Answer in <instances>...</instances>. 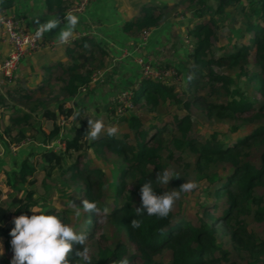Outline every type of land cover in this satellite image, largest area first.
I'll use <instances>...</instances> for the list:
<instances>
[{
	"label": "trees",
	"instance_id": "1",
	"mask_svg": "<svg viewBox=\"0 0 264 264\" xmlns=\"http://www.w3.org/2000/svg\"><path fill=\"white\" fill-rule=\"evenodd\" d=\"M12 1L0 0V10L7 11ZM79 1L45 0V5L48 12H64ZM142 1L137 13H129L121 23V31L135 39L142 31L152 30L175 17L181 4H196L197 16L204 11L214 13L186 30L191 45L187 47L188 65L179 92H175L174 84L141 77L136 64L139 77L129 89L130 102L136 110L153 113L155 117L174 106L178 112L172 115L170 128L168 123H149L131 114L121 118L127 130L111 137L102 130L97 139L88 140L85 122L75 125L70 134L60 135L63 119L60 116L74 115V106L80 104L72 100L73 106L66 107L65 103L81 93V86L91 89L92 72L105 68L109 55L103 45L82 36L65 48L68 61L58 62L45 79L36 83V90L52 94L55 82L53 94L63 98L56 111H42L43 117L53 121L49 132L32 122L31 113L37 107L32 101L34 90L21 85L12 87L13 83L2 85L16 90L18 101L26 109L23 113L8 114L9 123L0 126V142L21 146L26 128L42 135L43 145L62 139L61 151L43 149L41 157L43 162L55 161L57 166L68 162L62 168L63 178L79 205L82 199H88L95 201L101 210L82 214L77 223L65 212L59 214L65 223L86 234L85 246L93 264H115L125 256L129 264H264V0H217L212 11L206 0H178L170 5ZM226 6L238 7L244 19L241 35L247 36L246 43L219 42L220 26L214 16L222 15ZM240 78L247 81L249 90L235 84ZM215 122L226 124L227 132L240 131L239 135L218 136L219 130L208 136L197 133L199 125ZM13 124L22 127L14 131ZM13 131L15 134L11 135ZM167 131L170 137L164 139ZM88 151L109 168L108 174L101 166L92 165L94 158ZM4 164L2 160L0 173L5 176V186L12 191L14 213H26L29 207L39 204L32 190L35 167L28 155L11 169H5ZM167 167L179 176L170 178L167 185H160L154 179L157 172ZM147 180H152L157 195L166 190L180 192L184 180L195 182L192 192L202 196L196 201L194 217L181 212L180 197L187 192H180L166 217L148 216L143 208L137 214L139 189ZM23 184L28 189L24 198H20L16 193ZM104 209L108 212L104 213ZM45 210L56 213L52 208ZM133 218L140 220L139 228L131 227ZM12 226H0V237L4 239L0 264H9L11 260L7 252L12 251L9 235ZM100 229L102 232L96 235ZM80 247L73 245L66 256L69 264H77L75 253Z\"/></svg>",
	"mask_w": 264,
	"mask_h": 264
},
{
	"label": "rangeland",
	"instance_id": "2",
	"mask_svg": "<svg viewBox=\"0 0 264 264\" xmlns=\"http://www.w3.org/2000/svg\"><path fill=\"white\" fill-rule=\"evenodd\" d=\"M93 1V0H89ZM111 3L113 0H109ZM114 6L117 4L118 11L121 12V15L123 18H126V15L129 13L132 14V10L134 8H138L141 3H143L142 0H122L121 2L119 0H114ZM178 0H150V2H156L158 4H168L170 5L172 2H175ZM244 2V0H242ZM123 2V3H122ZM148 2V1H147ZM242 2V3H243ZM75 3V2H74ZM73 3V4H74ZM77 3H75L76 5ZM206 5H209L211 8V11L215 8L217 4V0H206ZM198 6L194 3L191 4H181L177 8V12L175 14V17H172L168 20V24L165 26L163 31H159L157 33L158 36V43L157 46H154L156 49L153 51L152 49L148 51V49L145 47L147 45V42H151L153 36L151 35V30H144L146 33H142L137 37V40L135 45L133 44L134 51H136L134 54L131 52V55H129L131 58L128 63L130 66H133L136 70L135 75H133L132 78L129 79L131 82L130 84L125 83L126 88L119 87L118 84H116V80L118 78V71L122 70V68L125 66V64H122L123 66L120 67L119 62L122 60L119 58L118 54H115L113 57L106 56V61L104 63L105 67H108V69L105 72V76L103 75V69H96L91 74V88H93V91L96 90V101L97 103H94L90 106H88V101L86 99L89 98L88 89H84L81 91V93L77 94L74 98H79L77 101L80 102L79 106L82 104L83 101H87L82 108L79 106H74V114L79 112L80 115H84L85 113H89L90 115L100 116L103 115V117L108 122H114L118 128V132H123L124 130H127V125L125 121H121L122 117L130 116L131 114H136L140 117H142L146 122L149 123H168V126L170 128V123L172 120V115L176 112H178L174 106L170 107L165 114H162L161 116H157L153 113H146L141 112L135 109V107L132 105L131 102L126 101L125 99L128 98L124 97L122 100V96L120 95V91H129L130 88L134 87L136 85L138 75V70L136 69L134 63L138 64L137 62H140L141 59L147 62H151L153 66H157L159 68H165L167 69V78L164 80L168 84H174L175 85V92H179L181 89L180 84L185 81L184 74L186 73L185 69L188 65L187 62V51L190 47V39L187 36L186 30L188 28H191L194 26V24L201 19L207 18L209 14L213 16L214 13L206 14V11L203 12L202 15L197 16ZM115 14V13H114ZM18 17V16H17ZM217 24L220 26L219 28V34H220V43H225L229 40L231 41H239L242 43L247 42V36H242L241 33L243 31L244 27V19L242 15L240 14V11L238 7L233 6H226L224 9V13L222 15H215ZM22 22V20H21ZM99 22V21H98ZM25 28V27H24ZM151 35V36H150ZM82 36H86L82 33H77V40L81 38ZM111 42H106V44H103L105 49H108V47L112 46L110 44ZM127 44V43H126ZM4 43L2 42V35L0 34V51L4 48ZM71 44L66 45L69 46ZM151 45V43L148 44V46ZM127 46V45H126ZM2 47V48H1ZM41 49V48H39ZM38 49V50H39ZM37 50V51H38ZM36 52V51H35ZM33 52V54L35 53ZM120 55H128V49L125 47L124 49L120 50ZM123 53V54H122ZM33 54L30 56H27V58L33 57ZM133 54V55H132ZM119 58V59H117ZM116 59V60H115ZM31 58L29 59L30 62ZM21 61H24L21 60ZM117 61V62H116ZM32 62V61H31ZM36 65L32 63L29 67L34 68V70H31V79L35 80L38 77H41L42 79H45L51 70H54L56 68V63L54 64H43L47 67ZM166 65H172V66H166ZM33 66V67H32ZM52 68V69H50ZM42 69L45 71V73L42 72ZM139 69H142L139 66ZM154 70V69H153ZM42 73V74H41ZM137 73V75H136ZM108 74V75H107ZM145 77L143 74H140V76ZM104 76V77H103ZM138 76V77H137ZM141 76V77H142ZM151 76V75H150ZM121 77V76H120ZM151 77H155L154 75ZM23 78V75L17 76L15 80L12 82L14 85H11L12 87H16L17 85H20V79ZM122 78V77H121ZM106 80V81H105ZM10 83V84H12ZM32 84L28 85V87L25 88H32L35 93V96L32 100L33 105L37 106L35 107L36 111H33L32 114V122L35 123L39 128L44 130V132H49L53 126V121L51 119L45 118L42 115V111L44 109L48 110H57L56 105L59 101H62L63 98L61 97H55L54 92L56 91L57 84L52 85L51 89L54 88V92L52 94L46 93V92H39L36 90L37 82L33 81ZM235 84L237 86H241L242 89H248L249 90V84L246 80L243 78H240L239 80H236ZM97 86L99 88H102L104 93L102 92V89H97ZM109 86V88H108ZM121 86V85H120ZM11 87V88H12ZM11 88L2 87L0 86V126L3 127V125L9 123L8 114L10 112H18L23 113L25 106L22 105L18 101V96L16 93V90H13ZM107 88L109 91H106ZM125 89V90H124ZM95 94V92H93ZM53 98H56L55 101H52ZM30 101H27L28 104ZM45 102H48L45 104ZM124 104L127 106V109H124ZM66 107H72L73 101H69L65 103ZM119 107V108H118ZM125 107V106H124ZM115 112H113V110ZM119 109V111H118ZM80 110V111H79ZM61 117V128L67 127L70 128V132L73 130L75 125H79L81 122H85L87 124V114L84 116H77L76 120H73L72 116L70 117ZM65 118V119H64ZM38 121H36V120ZM59 121V120H58ZM5 123V124H4ZM148 124V123H147ZM14 131L19 129L17 124H13ZM219 130L220 134L218 136H224L225 137H234L236 135H239L238 133H231L227 132V125L221 124L220 122H215L213 124H201L197 128V133L208 136L211 134V132ZM14 131L11 133V135H14ZM61 132V130H60ZM34 130H27L25 131L26 138L22 139L24 142L21 143L22 145L19 146L17 143H9L4 144L3 142H0V153L2 154L0 156V162L2 160H5L4 166H8L5 169H11L13 166H16L19 159L24 158L26 155H28V158L30 159V163L35 167V173L34 176L36 178V182L32 186V190L34 192L33 198L35 201H38L39 204L37 206H34L36 208H40L41 210H45L46 208H52L55 209L56 214H61L62 212L66 213V216L68 218L72 219V221H75L77 223V218L73 219L72 216V210L69 208H65L66 201L69 199L75 203L77 206L79 205L78 198L75 196L74 191L68 187L67 181L63 178L62 174V168L68 163V162H61V166L55 165V161H52V163H47L46 161L43 162V158L41 157L43 149L45 150H53L54 152L58 153L63 149V141L62 139H56L48 142V144L43 145V136L40 134L35 133V137H33L32 134H34ZM10 135V136H11ZM9 136V137H10ZM164 139H168L170 137L169 131L164 133ZM7 140V138H5ZM8 142V140H7ZM31 142V143H30ZM30 143L31 147H27V144ZM41 146V147H39ZM49 147V148H47ZM26 153V154H25ZM89 153V151H88ZM92 155L94 160L92 161V165H98L101 166L105 171L106 174L109 173V168H106L102 165L101 160H99L97 157H95L94 153L90 152L89 156ZM42 158V159H41ZM88 158V157H87ZM85 162V159H83ZM52 164V167L50 168V165ZM168 169V167H167ZM224 174V173H223ZM5 176L4 174L0 173V217H3L2 221H0L1 227H10L12 224V219L16 214L14 213V206H12L11 203V194L12 191H10L5 186ZM19 192L16 193L18 197L24 198V195L26 194V190L28 189V186L23 184L18 187ZM69 193H71L69 195ZM202 196L199 193H194L192 191L187 192L186 194H181V212L182 214H185V216H188L189 218L194 217V211L196 209V201ZM203 200V199H202ZM58 209H64V211L59 212ZM26 215H30V211L23 213ZM102 232V230H98L96 235H99ZM3 237H0V246L3 243ZM0 250L4 251L2 247H0ZM7 256L10 258L12 257V251L7 252ZM165 258H168L165 257Z\"/></svg>",
	"mask_w": 264,
	"mask_h": 264
},
{
	"label": "clouds",
	"instance_id": "3",
	"mask_svg": "<svg viewBox=\"0 0 264 264\" xmlns=\"http://www.w3.org/2000/svg\"><path fill=\"white\" fill-rule=\"evenodd\" d=\"M63 20L66 21V24L56 36L58 44L69 42L73 36V29L78 23V17L72 12L63 15ZM58 24H60V20L54 14L52 18L43 20V22L37 21L34 36L40 38L44 33L56 29ZM85 114H87L85 132L88 140L97 139L102 130L109 137L118 132L116 124L108 122L103 115ZM84 115L77 112L72 119L76 120L77 116ZM178 176L179 174L173 171L163 169L157 172L154 180H157L160 185H167L170 178ZM194 188H196V184L190 180H184L179 186L180 192H190ZM180 192L166 190L157 195L154 192L152 180H147L139 189L140 207L135 208V211L140 214L141 208H143V213L148 216L166 217ZM65 208L72 210L73 219L81 217L82 214L89 211L101 213L96 202L88 199H82L80 205L77 206L68 197ZM28 209L30 215L21 213L12 219L13 226L9 230L12 257L9 264H69L66 256L71 252L74 244L81 245L75 253L77 264H93L92 257L88 255V249L85 246L87 240L85 233L79 232L70 224L65 223L61 215L36 207ZM57 211L62 212L64 209ZM103 211L107 213L108 209ZM130 225L133 229L139 228L140 220L133 218ZM115 264H129V259L126 256L122 257Z\"/></svg>",
	"mask_w": 264,
	"mask_h": 264
},
{
	"label": "crops",
	"instance_id": "4",
	"mask_svg": "<svg viewBox=\"0 0 264 264\" xmlns=\"http://www.w3.org/2000/svg\"><path fill=\"white\" fill-rule=\"evenodd\" d=\"M119 1L121 2L122 0H119ZM114 2H115L114 0L112 3L109 0L90 1L88 4V7L84 10V12L80 15H76L78 17V23L73 29V36L71 38H73V42H75L77 40V37H74V36H77V33H82L90 37L95 43L99 45L106 44V42L108 43L111 42L110 44L112 46L108 47L109 58L113 57L115 54H118L119 58L122 61L119 62L120 60H118V62L117 61L116 62L120 64V67L123 66L122 64H125L122 70L118 71V78L116 80V84H118L119 87L123 89V88H126L125 83L127 84L131 83L129 79L132 78L136 72L135 68L133 66H130L128 63L131 62L129 61L130 58L132 57V56L131 57L129 56L131 55V52L133 54L136 52L134 51L133 44L135 45L134 42H136L137 39L129 37L121 31V23L124 18L122 17L121 12L118 11L117 4L116 6H114ZM71 7L72 6H69L64 12L62 11L48 12L46 10L45 0H13L7 11L14 13L16 16H18L20 20V24L23 27H25V29L31 30V29H35L37 21L43 22V20L52 18L53 14L58 19L62 18L63 15H65ZM136 13H137V9L134 8L132 10V15H135ZM65 24H66V21L63 20V22H60V24L57 25L56 29H52L48 33H44V43L47 45H44L41 49L36 51L33 54V57H30L31 58L30 62H29L30 58H27V57L23 58L24 61L20 62L16 77L18 75L19 76L23 75V78L20 79V85L22 88L28 87V85L32 84L31 82L33 81L37 83L41 81V77H38L35 80L31 79L30 72L31 70H34V68L33 69L30 68L31 67L30 65L32 63H34L35 65L36 63H38L37 65L42 66V68H44L45 65L43 64L52 65L54 63L57 64L58 62L66 63L68 61V57L65 54V48L67 44H58L56 41V36L58 35L59 30L63 28ZM167 24H168V20L165 21L161 26H158L151 30V35L153 36V38L151 42H147V45L145 46L148 49V51H150L151 49L154 51L156 49L154 46H157V43H158L157 33L160 30L163 31V29L165 28ZM71 38L69 39V41H71ZM149 43H151V45L148 46ZM125 47H127L128 49V55H125V56L120 55L121 53L120 50L124 49ZM5 48L6 46L4 45V48H2L1 50L5 51ZM134 65L135 67H137L136 63H134ZM107 69L108 67H105L102 70L103 75L105 74ZM136 69L138 70V67ZM42 72L45 73L43 69H42ZM98 88L99 87L97 86V89ZM99 89H102V88H99ZM104 89H106V91H109V89L107 88H104ZM89 91H90L89 98L86 99L89 102L88 106L94 103H97L96 90L93 91V88H91ZM93 92H95V94ZM102 92L103 94H105L103 89H102ZM74 97L71 98V101L72 100L77 101L79 99V98H74ZM86 102L83 101L80 107H82V105L85 106L84 104ZM70 130L71 129L67 127L65 128L63 127V129L61 128L60 135L70 134L71 133ZM29 147H31V145Z\"/></svg>",
	"mask_w": 264,
	"mask_h": 264
},
{
	"label": "built area",
	"instance_id": "5",
	"mask_svg": "<svg viewBox=\"0 0 264 264\" xmlns=\"http://www.w3.org/2000/svg\"><path fill=\"white\" fill-rule=\"evenodd\" d=\"M88 4L89 0H80L68 12H72L75 15L81 14L87 8ZM59 20L63 22V17ZM34 32L35 29H25L14 13L0 10V34L2 35V42L6 46L5 51H0V86L10 84L15 80L19 64L23 58L30 56L39 48L47 45L44 43V34L40 38H36ZM142 33L144 34L146 31ZM72 42L73 38L65 44L68 45ZM137 63L142 68L141 72L145 78L164 81V78L168 76L166 70L153 68L143 59ZM150 75H154L155 77H151ZM80 89L83 91L84 86H81ZM130 94V91H123L120 94L122 96L121 100L128 95V98L125 100L130 102ZM124 106L123 108L127 109L125 104Z\"/></svg>",
	"mask_w": 264,
	"mask_h": 264
},
{
	"label": "water",
	"instance_id": "6",
	"mask_svg": "<svg viewBox=\"0 0 264 264\" xmlns=\"http://www.w3.org/2000/svg\"><path fill=\"white\" fill-rule=\"evenodd\" d=\"M24 87V86H23Z\"/></svg>",
	"mask_w": 264,
	"mask_h": 264
}]
</instances>
